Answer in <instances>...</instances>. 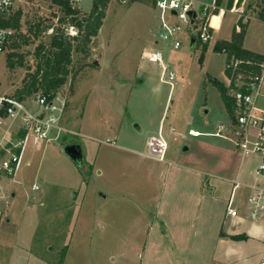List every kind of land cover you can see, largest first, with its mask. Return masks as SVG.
Returning <instances> with one entry per match:
<instances>
[{"label":"rangeland","instance_id":"rangeland-1","mask_svg":"<svg viewBox=\"0 0 264 264\" xmlns=\"http://www.w3.org/2000/svg\"><path fill=\"white\" fill-rule=\"evenodd\" d=\"M229 1L216 0L212 40L204 51L198 41L192 47L186 39L178 51L156 44L154 4L111 1L91 55H74L72 74L59 92L68 101L63 126L71 134L41 150L28 147L17 175L0 172V264H184L187 249L208 243L222 225L230 181L257 180L258 159L242 163L234 137L214 135L217 125L233 121L210 82L228 85L227 57L215 44L230 39L240 14L250 21L247 47L264 52V1L232 0L228 7ZM77 7L84 15L92 0ZM20 9L27 39L9 47L0 68V92L10 95L35 71L36 48L49 41L62 17L50 0H24ZM66 32L76 35L69 26ZM156 48L170 56L177 74L173 86L161 82V70L142 56ZM12 53L24 57L23 67L9 68ZM163 114L165 135L171 127L181 133L167 138L173 166L148 154L134 123L148 125ZM193 129L208 135L193 138ZM66 142L80 144L82 164L64 152ZM179 153L182 160L173 157ZM194 167L217 190L208 187L195 196L194 173L188 170ZM243 193L237 192V202ZM236 237L228 264H264V236ZM30 239L31 251L23 254ZM16 242L20 246L13 248Z\"/></svg>","mask_w":264,"mask_h":264},{"label":"built area","instance_id":"built-area-1","mask_svg":"<svg viewBox=\"0 0 264 264\" xmlns=\"http://www.w3.org/2000/svg\"><path fill=\"white\" fill-rule=\"evenodd\" d=\"M80 1L71 0L74 5H78ZM23 2L24 0H0V19L15 15ZM155 9L159 21L157 44L162 42L170 50L178 51L182 48L184 39L192 47L197 41L202 46L212 40L216 0L212 5H197L195 0H156ZM237 31H240L239 26ZM16 36L15 29L0 26V68ZM142 56L161 70V82L173 86L177 74L167 63L162 48L145 51ZM232 65L237 68L239 61H233ZM230 85L228 80L227 86ZM231 94L235 101V120L229 125H217L214 135L230 137L231 134L242 158L252 157L258 161L254 171L257 178L255 183L241 182L238 177L232 181L233 189L226 207L225 220L231 223L249 221L264 226V60L257 71L238 75ZM67 104L62 93H57L52 98L36 94L31 101H19L14 95L0 92V112H3L0 116V128L5 127L8 122H17L23 133L16 142H9L0 149V172L15 176L29 145L41 147L71 134L72 131L63 126ZM31 105H36L37 109L32 110ZM190 135L199 136V133L190 131ZM167 150L168 144L162 136L154 137L148 143V154L160 161H165ZM239 190L248 193L245 215L239 212L237 206Z\"/></svg>","mask_w":264,"mask_h":264},{"label":"trees","instance_id":"trees-1","mask_svg":"<svg viewBox=\"0 0 264 264\" xmlns=\"http://www.w3.org/2000/svg\"><path fill=\"white\" fill-rule=\"evenodd\" d=\"M50 1L62 11V17L59 19V26L54 29L49 41L47 43H40L37 46L35 52L36 69L33 73L27 75L22 87L17 88L14 94L19 101H25L36 94L52 98L60 92L72 74L71 66L74 63V55H82L84 58L91 55L94 40L97 38L104 24L107 10L112 0H92L91 10L84 15H81L77 7L78 5L72 4L71 0ZM129 2L130 5L134 3L155 5L156 0H129ZM228 7H232V0L228 2ZM215 13L216 11L213 12V14ZM22 17V10L19 9L15 15H9L0 19L1 27L13 28L17 31L16 39L10 45L11 48H18L20 46L19 40L22 37L26 38V35L21 33ZM260 17L264 20V3ZM68 26L72 30L76 29V35H69L66 32ZM238 26L240 27V31H237ZM248 27L249 22H243L240 19L235 25L230 39L219 40L214 47L216 52L226 54L225 75L230 80L231 85L227 86L215 78H210V82L218 88L227 112L233 120H235V101L231 91L235 87L238 75L257 71L259 64L264 60V54L248 50L244 47ZM207 45H202L203 51L206 50ZM10 56H12L8 59L10 69L13 70L16 67L21 68L24 66L23 56L18 55V53H12ZM13 56H18L17 60H14ZM233 61H239L237 68L233 67ZM1 115H3V112H0ZM75 143L66 142L64 145ZM233 238L238 237L234 236Z\"/></svg>","mask_w":264,"mask_h":264},{"label":"crops","instance_id":"crops-1","mask_svg":"<svg viewBox=\"0 0 264 264\" xmlns=\"http://www.w3.org/2000/svg\"><path fill=\"white\" fill-rule=\"evenodd\" d=\"M195 1H196L197 5H204V4L199 3L200 0H195ZM240 19L243 20L244 18L242 15L239 14V20ZM250 19H253V18H250ZM246 22H249V27H248L247 34H246L244 47L248 50L264 54V52H262L256 48H248L247 47L246 41H247L249 29H250V21H246ZM169 57L170 56L166 57V61H167V63L170 64ZM164 118L165 117L163 114L158 120H154V121L150 120L148 123H146L148 125L143 124V122H141L139 120H134L135 121L134 123H136L135 127L140 131V136H143V139H144L143 142L145 143L146 146H148L149 141L154 137L162 136L165 139V141L167 142L168 137L181 135L180 132L177 133L176 130L173 127H171L167 133L168 134V137H167L165 135V120H164ZM19 126H20V124L17 122L16 123L8 122V123H6L5 127L0 128V149L3 146H5L7 143L16 142L18 139H20L22 137L23 133H22V131H20ZM190 131H195V132L199 133V136H192L191 135V137H193V138H199V137L208 135V134L202 133V132L195 130V129L190 130ZM57 141H55V142H57ZM55 142L49 143V144H44L41 147H37L36 149L41 150L44 146L54 144ZM62 145H64V144H62ZM30 146H33V145H29L28 147H30ZM27 148H26V150H27ZM63 150H64V148H63ZM185 150L187 151V148ZM82 152H83V150H82ZM173 157L178 159V160H182L184 158V155H182V153H179V154L173 155ZM243 161H244V159L242 158V163H243ZM160 162L168 163L169 166L170 165L173 166V164L170 163L171 161L167 160V154H166L165 161H160ZM182 167H184V166H182ZM191 169H188V170H190L194 173L195 189H194L193 193L195 196L196 195L202 196V193L205 190H207L208 187H211L213 192L215 190H217V185H214V184L212 185L210 179L207 178V176L204 174V172L200 168L194 167ZM16 175H17V173H16ZM232 181L233 180L230 181L231 184H232ZM0 182H1V177H0ZM34 188L36 189V187H34ZM231 194H232V191H231L229 197L227 198L226 205H225V211H226L228 201L231 197ZM242 195L243 196L240 199V201H242V202L240 203V201H238L237 206L239 208V212L242 215H245L248 193L245 192ZM73 198H75V196ZM104 198H106V196H104ZM225 211L223 214V221H222L221 227L217 228L214 232H212L208 243L205 245L201 244V245L195 247L194 249H187L189 251L182 254L184 256V264H228V262L230 260H232V258L234 257L235 245H234V242L232 241L233 240L232 238L234 236L246 235V237L249 236V237H254V238H259V239L264 236V226L255 225V224L250 223L249 221H244V222L243 221H239V222L236 221L235 223L227 222L225 220ZM162 226H165L164 222H162ZM31 243H32V239H30V242L28 245H24L21 248L23 250V251H21L23 254L28 252V251H31V245H30ZM19 246H20V244L18 242H16L14 244L13 248H18ZM24 251H26V252H24Z\"/></svg>","mask_w":264,"mask_h":264},{"label":"water","instance_id":"water-1","mask_svg":"<svg viewBox=\"0 0 264 264\" xmlns=\"http://www.w3.org/2000/svg\"><path fill=\"white\" fill-rule=\"evenodd\" d=\"M64 152L78 165L83 163V152L79 144H69L64 147Z\"/></svg>","mask_w":264,"mask_h":264},{"label":"bare ground","instance_id":"bare-ground-1","mask_svg":"<svg viewBox=\"0 0 264 264\" xmlns=\"http://www.w3.org/2000/svg\"><path fill=\"white\" fill-rule=\"evenodd\" d=\"M214 18V17H213ZM213 18H212V20H213Z\"/></svg>","mask_w":264,"mask_h":264}]
</instances>
